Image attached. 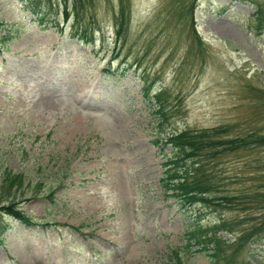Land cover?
Returning <instances> with one entry per match:
<instances>
[{"label": "rangeland", "instance_id": "obj_1", "mask_svg": "<svg viewBox=\"0 0 264 264\" xmlns=\"http://www.w3.org/2000/svg\"><path fill=\"white\" fill-rule=\"evenodd\" d=\"M253 2L264 7L92 0L79 12L92 37L84 43L70 37L64 0H0V179L24 178L0 205L14 201L40 221L0 212V264H170L174 251L182 264H209V251L187 245L186 227L241 220L222 234L233 241L259 221L258 202L185 209L166 196L153 143L217 125L230 136L264 134V29L255 28ZM144 80L164 104L159 128ZM217 167L231 178L219 194L264 192V146ZM234 245H224L220 264H264V229Z\"/></svg>", "mask_w": 264, "mask_h": 264}, {"label": "trees", "instance_id": "obj_2", "mask_svg": "<svg viewBox=\"0 0 264 264\" xmlns=\"http://www.w3.org/2000/svg\"><path fill=\"white\" fill-rule=\"evenodd\" d=\"M69 1L70 9L66 7ZM250 1V0H243ZM65 8L63 18L66 20L70 15L73 16L70 37L80 42H92L91 32L85 26L79 24V12L86 10L92 0H64ZM256 6L254 14L255 28L258 31L264 29V10L259 2H253ZM37 5H35L36 7ZM38 15V11L33 9ZM123 10H120V19L117 22V35L122 33ZM41 21V18H40ZM195 38L199 37L194 33ZM143 93L149 98L152 95L156 101L155 115L159 117L157 128L161 127L162 121L166 119L164 104L161 95L158 92L152 93V81L143 82ZM153 143L158 147L164 157L161 162L162 174L159 178V184L166 196L175 199L185 209H190L194 205L199 206H218L227 209H246L252 201L260 203L258 206L262 209L258 218L250 228L240 230L233 241L224 239L223 233L232 234V228L244 222L234 219H219L210 227H202L194 223L186 227L184 236H186L187 245H195L198 250L209 251L211 261L209 264H220L224 259L222 249L227 244L234 245L233 252L243 244L253 234L259 233L264 229V192L255 194H219L221 188L226 186L230 176L218 169V165L228 155L245 153L255 147L264 146V134L246 133L240 136H230L224 126H211L202 128H186L180 131H172L166 134V137H157ZM22 174H11L6 172L0 179V194H8L11 190L22 191L24 188ZM0 212L11 215L18 221L26 225H37L40 221L34 220L25 211L18 208L14 201L0 205ZM249 215V214H248ZM247 220L253 217H245ZM170 264H182L176 251L171 253ZM236 264V263H233ZM242 264H250L245 262Z\"/></svg>", "mask_w": 264, "mask_h": 264}, {"label": "bare ground", "instance_id": "obj_3", "mask_svg": "<svg viewBox=\"0 0 264 264\" xmlns=\"http://www.w3.org/2000/svg\"><path fill=\"white\" fill-rule=\"evenodd\" d=\"M220 29H221V28H220ZM226 30H227V29H226ZM223 31H224V30H223ZM223 31H222V32H223ZM225 33H226V32H225Z\"/></svg>", "mask_w": 264, "mask_h": 264}]
</instances>
